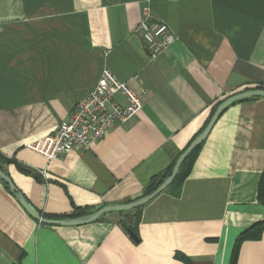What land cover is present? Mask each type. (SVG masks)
<instances>
[{
    "label": "crops",
    "instance_id": "crops-1",
    "mask_svg": "<svg viewBox=\"0 0 264 264\" xmlns=\"http://www.w3.org/2000/svg\"><path fill=\"white\" fill-rule=\"evenodd\" d=\"M150 12L176 41L151 59ZM108 68L143 101L127 126L49 160L53 132ZM137 76V77H136ZM264 86V0H0V166L42 215L142 196L226 97ZM123 103L124 96L119 95ZM264 97L230 105L187 175L143 206L83 225L38 221L0 178V264H264ZM264 193V186H263Z\"/></svg>",
    "mask_w": 264,
    "mask_h": 264
},
{
    "label": "built area",
    "instance_id": "built-area-1",
    "mask_svg": "<svg viewBox=\"0 0 264 264\" xmlns=\"http://www.w3.org/2000/svg\"><path fill=\"white\" fill-rule=\"evenodd\" d=\"M136 31L142 36L151 59L158 58L176 41L169 25L150 12L145 13ZM119 95L124 96L125 103L118 99ZM142 108L141 96L110 69L103 68L94 87L77 102L70 117L53 132L29 142L27 147L49 160L71 151L87 150L109 130L129 125Z\"/></svg>",
    "mask_w": 264,
    "mask_h": 264
},
{
    "label": "water",
    "instance_id": "water-1",
    "mask_svg": "<svg viewBox=\"0 0 264 264\" xmlns=\"http://www.w3.org/2000/svg\"><path fill=\"white\" fill-rule=\"evenodd\" d=\"M255 97H264V87H255L252 89H246L234 93L225 99H223L217 108L215 109L212 117L209 122L205 126V128L197 134V136L192 140V142L185 148V150L179 155L176 160V163L169 175H167L164 180L159 184V186L153 191L143 194L142 196L129 200L127 202L122 203H109L106 204L97 210L85 214L82 216L74 217V218H65V219H54L48 218L42 215V213L37 210L26 198V196L18 190L15 186L12 178L0 168V178L7 183L10 190L17 197V199L21 202V204L26 208V210L38 221L50 224V225H83L91 222L98 221L102 216L119 211H127L133 210L138 207H143L151 202L156 196L165 191L173 182L175 177L178 175L179 170L184 162V160L188 157V155L198 146H200L209 136L213 127L215 126L218 119L221 117L223 112L232 104L240 101H244L247 99L255 98ZM133 237L135 234L132 230L129 231Z\"/></svg>",
    "mask_w": 264,
    "mask_h": 264
},
{
    "label": "trees",
    "instance_id": "trees-1",
    "mask_svg": "<svg viewBox=\"0 0 264 264\" xmlns=\"http://www.w3.org/2000/svg\"><path fill=\"white\" fill-rule=\"evenodd\" d=\"M258 87H264V86H258ZM218 105L219 104H217V106ZM217 106L213 109L210 118L212 117V115H213L215 109L217 108ZM210 118H209V120H210ZM209 120L207 121V123L209 122ZM207 123L205 124V126L207 125ZM205 126L203 127V129L205 128ZM200 146L196 147L188 155V157L184 160V162H183V164H182V166H181V168L179 170L178 175L175 177V179L173 180V182H172V184L170 186L174 185V183L178 184L182 180V178H184L187 175L188 168L190 167V165L192 163V159L196 156L198 148ZM175 163L172 166H170V168L165 173H163L161 175L154 176L152 178V180H151L150 185L145 190L144 194H147V193L153 191L154 189H156L159 186V184L164 180V178L171 173ZM0 168H1V166H0ZM260 186H261L260 198H261V200H263V194L264 193H263L262 190H263V186L264 185L261 183ZM141 209H142V207H138V208H135L133 210L119 211L118 212L122 216V222L125 224V226L127 227L128 231L132 230L134 232L133 226H134L135 222H137V219L139 218V213H140ZM91 212H93V210L91 208H89V207L77 208V209H75L73 211V213H71V214H69L67 216L68 217H78V216H82V215H85V214H89ZM105 216L106 215L102 216L100 219H103ZM257 231H258L257 235H255V237H254L256 239L260 238L261 233L264 231V222L258 226ZM247 237L248 236L243 234L237 239V241L235 243V246H234V249H233V253H232L231 264H237L238 255H239V250H240L241 244H242L243 240L246 239Z\"/></svg>",
    "mask_w": 264,
    "mask_h": 264
}]
</instances>
